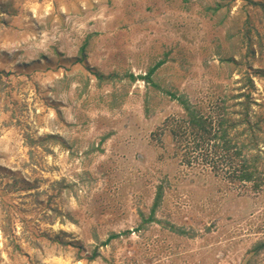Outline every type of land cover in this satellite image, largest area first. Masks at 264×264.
<instances>
[{"label":"rangeland","instance_id":"rangeland-1","mask_svg":"<svg viewBox=\"0 0 264 264\" xmlns=\"http://www.w3.org/2000/svg\"><path fill=\"white\" fill-rule=\"evenodd\" d=\"M0 264H264V0H0Z\"/></svg>","mask_w":264,"mask_h":264},{"label":"trees","instance_id":"trees-1","mask_svg":"<svg viewBox=\"0 0 264 264\" xmlns=\"http://www.w3.org/2000/svg\"><path fill=\"white\" fill-rule=\"evenodd\" d=\"M184 109H187V110H189L190 108L189 107H183ZM190 117V116H189ZM190 118H192V117H190ZM190 118H188L189 120H190ZM193 118H195V117H193ZM198 123H199V121H198ZM200 123H204V120H201V122ZM224 122L222 121V120H220L218 123H216V126L217 127H220L219 129H224ZM206 129H203V131H205ZM206 131H209V130H206ZM222 132V131H221ZM237 152V151H236Z\"/></svg>","mask_w":264,"mask_h":264}]
</instances>
